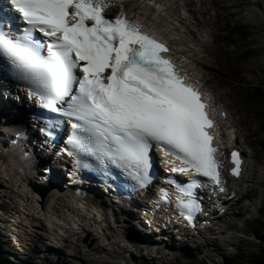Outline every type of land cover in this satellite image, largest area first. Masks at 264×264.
I'll return each instance as SVG.
<instances>
[{"label": "snow or ice", "instance_id": "obj_1", "mask_svg": "<svg viewBox=\"0 0 264 264\" xmlns=\"http://www.w3.org/2000/svg\"><path fill=\"white\" fill-rule=\"evenodd\" d=\"M9 3L27 27L13 39L0 23V53L41 107L74 119L71 142L81 152L128 169L143 182L155 142L164 157H172L166 161L172 172L194 171L222 183L218 148L208 131L214 124L210 106L166 58L164 42L123 13L108 17L106 0ZM35 32L48 42L35 39ZM232 163L238 176L239 152L232 153ZM181 207L191 222L198 205L190 201Z\"/></svg>", "mask_w": 264, "mask_h": 264}, {"label": "rangeland", "instance_id": "obj_2", "mask_svg": "<svg viewBox=\"0 0 264 264\" xmlns=\"http://www.w3.org/2000/svg\"><path fill=\"white\" fill-rule=\"evenodd\" d=\"M189 2L190 5L193 4L192 0H189ZM225 2L227 3H225L223 7L224 9L227 8L228 11L226 10V12H217V8L214 6L210 7L209 5H206L203 8L207 13L204 21L201 20V16H194L198 25L207 24L209 27L214 28L212 31V38H209L212 52L201 54L207 60L204 62L207 67L199 70L205 80L208 81V88L216 94V97L219 98L222 103L231 108L236 120L241 125V135H243L244 138H247L245 141L244 138L242 139L245 147L248 148V146H250L252 151H256L260 159V157H263L264 151L256 145V141L260 140L264 143V98L255 99L253 96L256 91L254 89L264 90V0H228ZM194 6L195 8H192V10L203 12V10L199 8L198 3H194ZM182 13L183 9L179 4L175 10V14ZM232 21L234 22L233 24H235L233 29H235L236 32L231 31V34L235 35L226 36L223 30L228 29V22L230 23ZM191 24L192 23L188 24L190 30L193 27ZM187 36L189 35L187 34ZM263 161L264 158L260 161L261 165L257 163V166L260 168L259 170L262 172H264ZM16 181L17 180L14 181L15 186L11 182H9L11 184H5L9 191L8 193H1L2 195H0V197H2L1 202H4V200L10 202V204L6 205L9 208H0V235L3 236L9 247L8 251L12 252H14L13 243L17 242V236L19 235V237L26 240L28 232L26 227L12 224L11 222L9 224L10 230H6L7 226L5 221L10 217L11 213L18 210L19 196L17 194H12L11 198H14L13 200L4 197L9 195L11 191L17 192ZM260 187V189L258 188V192L257 188L252 191L257 192V197L259 198L258 201H255V198L252 200H241V204L243 201V205L240 209H234L233 215H231L229 219L233 223V226H235V229L231 231V233H227L221 237L219 240L220 245L218 247H197L195 249L197 256L195 259L188 255L185 249L179 248L176 251L179 256L177 259L167 256L161 257L160 252L159 254L153 252L150 254H138L137 252L136 256L129 260H125L123 254L127 251H123V247L120 246L121 256L112 254L111 256L106 257V260L108 263L113 264L250 263L255 254L259 255L264 252V235L260 237L254 236V222H247L244 224V219L256 217L257 213L254 209L256 205L261 206L264 209V181ZM14 200L15 202H13ZM248 203H251L252 206L249 207ZM237 214H239L240 217H237ZM256 223L257 224L255 225L264 228V219L259 220ZM132 226V230L138 228L135 225ZM11 230H13L15 234L12 233ZM148 238L153 240L150 236ZM0 243L2 242L0 241ZM28 247V255H20L19 258L11 255L12 260L16 263H20V260L28 258V262L31 264H43L47 261L44 258L45 254H40L43 253L42 250L44 248L38 246L36 250H33V247ZM95 247H97V244L96 242H93L90 248L93 249ZM223 247L225 250H223ZM240 248H242L243 251H240ZM71 249V246L63 248V250L67 252ZM53 254L55 256V254L58 253L54 251ZM67 255L68 254H63V256H60L63 260V264H79L81 261H84L82 262L83 264H92L93 262V264L105 263L101 262V255L97 252H93V254L89 256L81 254L79 255V258L71 256L74 259H78L74 262L71 261L72 258L67 259L64 257ZM46 258L49 259L50 256L47 257L46 255Z\"/></svg>", "mask_w": 264, "mask_h": 264}, {"label": "bare ground", "instance_id": "obj_3", "mask_svg": "<svg viewBox=\"0 0 264 264\" xmlns=\"http://www.w3.org/2000/svg\"><path fill=\"white\" fill-rule=\"evenodd\" d=\"M157 18H158V16H157ZM168 22L173 26V28L176 29V31L180 35L181 39L183 41H185L184 47L187 48L186 44L192 43V42L188 41L187 38H185V36H182L184 33L181 31V28L177 27V26L181 25L183 28L181 17H178L177 15L175 17L169 16ZM176 47L177 46H175L173 48L178 53L179 48H176ZM192 53H193V51H192ZM190 54H191V52H190ZM194 62L196 64H199L196 61H193L192 63H191V61H188L189 65L195 64ZM199 83H201V82H199ZM234 126H235V128L238 129V131L242 130L241 125L239 124L238 121L236 122V124H234ZM6 130L7 131H13L14 128L11 126H7ZM1 138H2V136L0 135V195H2L1 193H8L9 190H8V188H6L5 184L7 185V184L12 183L15 186V182H14L15 180H17L16 181L17 182V184H16L17 189H23V188L30 189V194H28V197H27V194H26V196H20L19 195L22 193V190H20L19 192L11 191L9 194L10 196L5 194L6 197H4L6 199L13 200L14 198H11V195L17 194L19 196V202H18L19 207H18V209L21 207L20 204L26 206V207L22 208L23 209L22 211L26 212L27 215L26 214L25 215L19 214L18 216L21 217L22 224H28L30 227V233L27 234V238H28L27 241L32 242V243H36V244H37V242L45 243V241L48 240L47 236L49 235V233H47V236H46L42 233H39V231L42 229L50 230L43 221L37 220V218H35L37 211L33 205V202H35L37 204L38 210L41 209L44 211L43 215L45 217L48 216L51 220H55L57 223H59V224H51V226L54 227V230H51V236L57 235L56 230L59 229L58 226L65 225L67 227V226H70V224H72L73 226L81 227V226H86L87 225L86 223H91V221H88V218H89V215H90L92 210H89L88 212H86L84 214L85 217H82L80 214H77L75 212V210L77 208L84 207L83 200H81V199L79 200L80 203H78V204H77V201H72L71 199H69L66 202L62 203L63 207L61 208L59 205L60 200L57 199L53 194H50L46 199H41V197L39 195H36L37 197H34L35 193L33 192V187L35 185H37L38 182L35 181V177L32 176L28 171V166L30 165L29 155H27V157H24L20 153L19 149H15L13 152L11 151V149L8 150L7 146L1 141ZM245 140H247L246 137H245ZM238 141H239V144L243 146L242 138H240ZM249 149H251V147H249ZM246 153H247L248 159L251 162L253 160H255V161L259 160L258 154L256 153V151H247L246 150ZM251 172H252V169L250 170V173L246 177L248 179L247 183L251 184V185L245 193H241L242 194L241 200H244V199L251 200L252 198H254L257 195L256 191L252 192L254 189H256V186L254 184L257 180H256V178L251 176ZM12 180H14V181H12ZM5 182H7V183H5ZM9 182H11V183H9ZM236 186H239V182L236 183ZM3 189H6V190H3ZM5 191H7V192H5ZM32 197H33V199H32ZM0 198H2V197H0ZM241 200H239L237 202V204H241ZM5 202H7V201H4V203ZM7 208H9V207L4 206V209H7ZM96 209L97 210L98 209L104 210L105 204L104 203H97ZM32 212L34 214H32ZM226 220H228V219H226ZM6 225L9 226V224H6ZM18 225H20V224H18ZM89 225L92 226L91 224H89ZM115 232H117V231H115ZM68 233L69 232H65V234H68ZM131 233H136V230H131ZM109 234L111 235V238H112L109 246H111V248L114 250V252H113L114 254L119 255V253H117V251L121 247L117 244V238H116V237L119 238V236L116 233V235L114 237L112 231H110ZM129 235L131 237H133V234H129ZM73 239H76V242H74ZM148 240L149 239L146 238L145 243H147ZM88 242L89 243L91 242V243L89 244ZM93 242H96V244L98 243L97 236H95L92 231L86 230V229L78 230L76 233L70 235L69 240L67 239L64 241V243L67 244V246L68 245H71V246L74 245L75 246L73 249V253L71 254L72 257L79 258V255H81V254L89 256V255L93 254V252H97L99 255L106 254V256H109V251H107L101 245H98L97 247H95L93 249L90 248V246H92ZM24 244L27 247V249H29L28 246L33 247V245L30 243L26 242ZM207 245L210 246V242H208ZM213 245H217V243L213 242ZM37 247H38L37 245L35 247H33V250H36ZM53 250H55V249L48 246L46 249H43L42 252L46 251L47 252L46 255H47V257H49L53 254L52 253ZM58 254L63 255V254H67V253L65 251H59ZM94 254H96V253H94ZM104 262L108 263L107 261H104ZM108 264H111V263H108Z\"/></svg>", "mask_w": 264, "mask_h": 264}, {"label": "trees", "instance_id": "obj_4", "mask_svg": "<svg viewBox=\"0 0 264 264\" xmlns=\"http://www.w3.org/2000/svg\"><path fill=\"white\" fill-rule=\"evenodd\" d=\"M233 23H234L233 21L230 22V23H228L229 28L227 30L226 29L224 30L226 36H229V35L230 36H234L235 35V34H231L233 31L236 32V30L233 29L234 28V25H235ZM254 90H256L255 91V95L253 96L255 99H257V98H261V99L264 98V90H262V89H254ZM255 235H257V237H260V236L264 235V230L263 231H260L258 228H256L255 229ZM3 251L4 250H2L0 248V264H14V263L9 262V261H2L4 259V257H5L4 254H3ZM259 255H261V256H259ZM259 255L258 254H255L254 258L251 260L250 263L240 262L239 264H264V252L260 253Z\"/></svg>", "mask_w": 264, "mask_h": 264}]
</instances>
